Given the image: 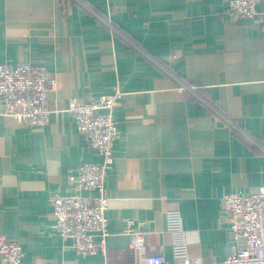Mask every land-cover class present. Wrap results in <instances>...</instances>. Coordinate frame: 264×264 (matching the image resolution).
Instances as JSON below:
<instances>
[{
  "label": "crops",
  "instance_id": "crops-1",
  "mask_svg": "<svg viewBox=\"0 0 264 264\" xmlns=\"http://www.w3.org/2000/svg\"><path fill=\"white\" fill-rule=\"evenodd\" d=\"M230 19L226 0H0V63L45 66L56 84L42 126L0 102V233L19 264H135L129 230L148 253L173 257L166 209H178L192 257L222 264L237 241L226 192L264 183V0ZM120 91L114 162L105 173L106 254H78L61 237L54 194L94 197L68 178L99 161L66 110ZM0 264H7L0 257Z\"/></svg>",
  "mask_w": 264,
  "mask_h": 264
},
{
  "label": "built area",
  "instance_id": "built-area-1",
  "mask_svg": "<svg viewBox=\"0 0 264 264\" xmlns=\"http://www.w3.org/2000/svg\"><path fill=\"white\" fill-rule=\"evenodd\" d=\"M226 2V14L235 20L256 17L260 1ZM55 84V78L43 65L29 62L0 63L2 113L22 124L42 126L48 122L52 112H59L56 106L50 109L47 105L49 92ZM121 96L122 93L117 91L111 96L102 95L89 102L70 99L66 106V110L74 116L79 131L100 156L99 161L79 164L76 172L68 176L78 189L91 191L94 197L54 194L52 198L55 227L62 238L70 241L78 254H106L105 239L109 234L106 209L109 198L104 191V176L114 162L113 142L118 136V127L112 112L115 102ZM221 208L230 225L231 236L237 241L222 264H264V183L247 195L238 191L224 193ZM165 223L171 234L173 257L181 261V264H205L189 252L178 209H166ZM131 225V222L126 223L135 264H165L161 254L148 253L145 234L136 229L130 231ZM22 256L20 243L0 233L1 259L7 264H19Z\"/></svg>",
  "mask_w": 264,
  "mask_h": 264
}]
</instances>
